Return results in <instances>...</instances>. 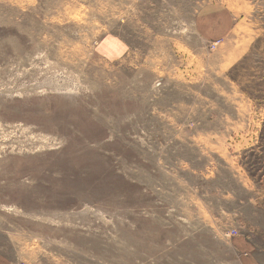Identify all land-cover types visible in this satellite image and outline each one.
<instances>
[{
    "label": "rangeland",
    "instance_id": "374dc122",
    "mask_svg": "<svg viewBox=\"0 0 264 264\" xmlns=\"http://www.w3.org/2000/svg\"><path fill=\"white\" fill-rule=\"evenodd\" d=\"M0 264H264V0H0Z\"/></svg>",
    "mask_w": 264,
    "mask_h": 264
}]
</instances>
